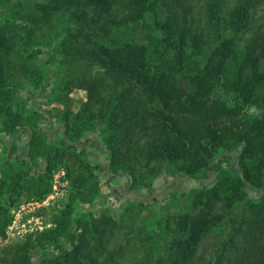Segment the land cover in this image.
<instances>
[{
	"label": "rangeland",
	"instance_id": "rangeland-1",
	"mask_svg": "<svg viewBox=\"0 0 264 264\" xmlns=\"http://www.w3.org/2000/svg\"><path fill=\"white\" fill-rule=\"evenodd\" d=\"M213 2L219 7L224 3L228 8L235 6L234 0H173L169 7L168 3L163 4L158 19L169 21L177 34L181 33L182 27L186 28L185 48L193 54L192 62L186 64L188 68L192 69L194 65L215 68L224 64L230 78L242 75L240 79L258 104L257 97H264V52L262 47L256 48V61L240 53L248 40L250 43L252 32L264 34V6L256 11L254 27L243 29L239 37L231 35L230 31H222L226 24L221 13L225 10L211 16L210 9L215 8ZM52 6L51 0H0V37L4 38V47H0L3 52L0 67L5 76L3 93H0V198L13 209L22 200L51 195L54 183H59L56 191L61 194L48 209L39 212L44 223L50 225L47 229L9 243L4 241L3 230L0 264H10L16 248L26 242L32 244L29 247L32 264H49L56 259L61 262L66 259L67 264H84L81 259H70L72 256L68 255L77 245L70 235L82 233L79 226L83 223L91 228L99 221L113 224L105 245L107 251L114 252L109 264H158L159 261L167 264V257L170 259L168 264H175V259L177 264H234L249 245L251 231H254L249 221L252 220L250 213L260 210V199L244 192L239 194L243 178L239 172L231 170L234 153L219 162L217 174L205 176L206 164L216 161L224 146L233 141L226 137L214 144L206 142L204 146L208 152L196 154L190 160V169L196 179L186 178L179 182L172 176L176 164L157 165L164 173L155 178L147 173L145 159L138 154L150 145L133 137L125 145L133 153H128L125 166L116 167L118 173H114L108 167L107 153L95 148V144H102L104 139L105 124L99 118L101 106L90 103L89 87H75L82 78L99 83L97 79L104 73V68L87 60L71 65L65 59L64 51L96 52L98 47L106 51L109 46L117 48L127 42L131 48L136 46L135 55L126 58V68L127 71L134 69L132 72L136 77L131 81L134 84L131 88L137 92L147 91L152 83L147 85L146 82L151 77L168 80L185 91L195 84L188 85V80L177 75L176 68L162 66L163 56L160 47L155 48L156 38H147L139 23L133 24V28L127 27L131 28L128 31L124 29L128 19L121 21L125 18L123 13L115 18L116 21H98L96 14L90 12L86 20L80 22L69 19L67 9L53 13ZM21 19L33 21L34 30L28 47L47 52L49 67L44 64L43 55L26 57L23 53L21 43L26 34L24 23H18ZM230 38L234 40L238 58L224 52L222 44ZM192 40L196 47L192 46ZM141 57H144L145 67ZM127 71L126 75H130ZM161 75L163 78H159ZM96 86L99 98L107 102L113 88H105L103 84ZM224 98L229 99L230 94ZM110 102L115 104L113 100ZM234 102L240 107L242 123L248 126L262 110L256 104L247 107L240 98L225 104L230 108ZM37 118L44 121L40 128L42 134H33L31 123ZM19 123L25 130L19 128L15 134ZM85 140L94 142L80 146ZM30 145L31 155L20 162V152H26ZM253 145L256 147L254 154L242 158L237 168L244 169L251 185L256 186L264 143L253 142ZM45 146L48 162L42 157ZM149 167L155 168L154 165ZM151 186L155 189L153 192L149 191ZM188 189L191 191H186ZM213 190L217 191L216 195ZM207 201H210L211 209ZM2 212L11 221V210ZM3 218L0 216V224H3ZM79 218L83 223L76 222ZM87 233L86 240L93 244V233L89 230ZM47 237H53V240L47 239L48 244H45L43 238ZM37 238L41 239L37 241ZM175 244H179L176 255L168 254Z\"/></svg>",
	"mask_w": 264,
	"mask_h": 264
},
{
	"label": "trees",
	"instance_id": "trees-1",
	"mask_svg": "<svg viewBox=\"0 0 264 264\" xmlns=\"http://www.w3.org/2000/svg\"><path fill=\"white\" fill-rule=\"evenodd\" d=\"M234 1L235 6L233 8L225 7V3L224 6L221 4L219 7L213 2L212 4L215 8L210 9V14L215 16L220 10L224 9L225 12L221 14H223L226 25L223 26L222 31H230L231 35H239L241 37L243 29L247 27L252 29L254 27L257 20L255 17L256 11L259 7L264 6V0ZM171 2L173 0H51V4H54L52 6L53 13L62 8L67 9L69 19L72 21L80 20V22H83L90 12L96 14L98 21H116L115 18L120 13H123L125 18L121 21L128 19L124 29H127V27L133 28V24L138 25L139 23L142 30L146 31L147 38H156L155 48L160 47L161 49L163 56L162 66L167 69L176 68L177 75L182 79L188 80V85L195 84V86L192 85L190 87L189 91H185L176 84L169 83L168 80H158L157 77H151L146 82L147 85L152 83L149 88H146L147 91L145 93L137 92V90L131 88L134 85L131 81L136 77L134 72H132L134 69L131 68L127 71L128 68H126L128 65L126 58H132L135 55L136 46L131 48V44L127 42L117 48L109 46L106 51L101 47H98L95 50L96 52L86 50L76 51L75 53L74 50L64 51L65 59H68L71 65H76L78 62L81 64L84 60H87L104 68V73L100 74V78L97 79V81L100 80L99 83L96 81H84L85 79L82 78L81 83L75 86L84 87L86 85V88L89 87L88 93L90 94L88 97L90 103L93 105L100 104L101 106L99 118L105 124L104 139L101 140L102 144H95L97 146L95 148L100 152L107 153L109 158L108 167L112 168L114 173H118L116 167L125 166L124 163H127L126 157L128 153H133L132 149L128 150L125 146L126 143L131 142L133 137L138 140H145L150 147L149 149H141L138 155L144 157V167L148 169L147 173H150L155 178L156 175L164 173L157 165L161 163L176 164L177 169L172 176L180 182L186 178L196 179L190 169V160L196 154L208 152L207 146H204L206 142L214 144L228 137L233 143L224 146V150L216 161L212 160L206 164L205 176L217 174L219 162L225 160L226 156H232V153L235 154L232 158L231 170L237 171L242 175V188L239 194L244 192L246 195L251 194L254 198L260 199L261 207L255 214L250 213L252 220L249 221L253 224L254 231H251L252 237L248 242V249L246 248L240 254V258H237L234 264H264V146L259 156L260 165L257 172L259 182L256 186L251 185V179L244 169L237 168V164L242 158L252 156L254 154L253 151H256L253 142L263 141L264 143V97H257L259 100L257 104L256 97L250 93L244 86L245 83L240 79L242 75L237 74L235 79L230 78L229 74L225 73L227 68L224 64L215 68L208 65H194L192 69L188 68L186 64L188 61L192 62L191 56L193 54L185 48L187 46L186 28L182 27V34H177L174 33L172 26L169 25V21L164 22L158 19L161 16L159 10L164 8L163 4L168 3L167 7H169L172 5ZM50 12H52V9ZM183 12L185 13V11ZM171 18L173 17L171 16ZM13 19L16 20V18ZM20 22L24 23L26 34L21 43L23 53L26 57H32L37 54L43 55L45 58L44 64L49 67L51 64L47 52L39 48L29 49L28 47V41L34 30L33 21L21 19L18 23ZM155 33H157V37ZM3 39L0 37L1 48L4 47ZM249 39L250 43L248 44V40L245 49H243L242 53H239L256 61L257 57L254 55L256 48L262 47L264 52V34L260 35L252 32V36ZM233 41L230 38L222 46L227 55L238 58ZM192 46L196 47L194 43ZM1 53L3 54L2 49ZM143 59L144 57H141L140 61L142 62ZM143 66L145 67L144 63ZM2 71L4 70L0 67V93H3L2 85L5 81ZM126 71L130 75H126ZM159 78H163V75L159 76ZM96 84H103L105 88H113L107 102L99 98L96 93ZM229 94L230 98L225 99L224 95ZM239 98L246 103L247 107L256 104L257 107L262 109L259 112L260 114L255 115L253 123L249 126L246 123H242L241 111L237 103L234 102V105L230 108L228 104H225L226 102L232 103L233 100ZM110 100H113L115 104L111 105ZM89 112H92L91 108ZM42 124H44V121L40 120V118L32 121L33 134H42L40 130ZM18 125L16 130H14L15 134L19 128L20 130H25L22 123ZM90 141L85 140L84 144L79 145L85 147L91 143ZM93 142L92 140L91 144ZM61 143L65 145L64 141H61ZM124 148L125 150L127 148L126 152H124ZM20 153L22 158L19 161L24 162L32 153L31 145L29 148L27 147L26 152ZM42 157L45 162H48L46 146L42 150ZM151 165H154L155 168H150L149 166ZM154 190L153 186L149 188L150 192ZM186 191L189 192L191 190L188 189ZM212 193L216 195L217 191L213 190ZM211 199L214 200L215 197L211 196ZM2 201L0 198V216L4 217L3 224H0V236L5 230V226L10 222V217L4 216L5 214L2 211L8 213L12 210L10 205L6 206ZM206 204L210 208V201H207ZM76 222L81 224L83 220L79 218ZM111 226H113L111 222L105 221H99L93 224L91 228L84 223L80 225L82 233L70 235V238L77 242V245L68 254L72 256L70 259H81L84 264H109L108 262L113 258L114 252L107 251L105 245L108 241L107 237L109 238L108 233L112 231ZM88 230L93 233V244L86 240ZM38 239L41 238H37V241H39ZM43 239V241L47 239L53 240V237ZM43 243L48 244L46 241ZM29 247H32V244L28 242L17 247L14 256L9 260L10 264H32L31 249ZM178 249L179 244L172 245L168 254L174 255L175 253L176 255ZM103 258L105 259L99 262ZM167 258L168 264L170 259L169 257ZM174 261L177 264V260L175 259ZM159 262L158 264H163V261ZM49 264H67V260L65 259V261L61 262V260L56 259Z\"/></svg>",
	"mask_w": 264,
	"mask_h": 264
},
{
	"label": "built area",
	"instance_id": "built-area-1",
	"mask_svg": "<svg viewBox=\"0 0 264 264\" xmlns=\"http://www.w3.org/2000/svg\"><path fill=\"white\" fill-rule=\"evenodd\" d=\"M56 184L59 183H54L51 195L43 199L32 198L23 200L11 210L10 224L4 231L6 239L3 240L6 243H9V241H19L27 234L43 231L50 227L49 224L44 223L43 217L39 212L40 210L48 209L52 202L61 195L56 191Z\"/></svg>",
	"mask_w": 264,
	"mask_h": 264
}]
</instances>
